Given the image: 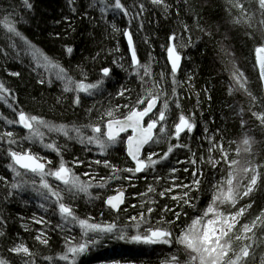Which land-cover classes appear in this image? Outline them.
<instances>
[{
	"label": "trees",
	"instance_id": "1",
	"mask_svg": "<svg viewBox=\"0 0 264 264\" xmlns=\"http://www.w3.org/2000/svg\"><path fill=\"white\" fill-rule=\"evenodd\" d=\"M30 2L33 4L32 10L24 7L22 0H0V49L8 53L4 56L3 52H0V82L12 90L20 109L55 125H67L69 129L73 125L82 127L83 134L88 135L91 134L90 130L83 126L101 123L100 117L108 110H114V117L121 118V113L127 110L118 105L134 102L138 97L153 91L159 95L158 109L162 108L165 99L169 101V128L178 122L181 111L175 108L173 102L177 98L183 113L196 125L191 134L182 135L180 142L187 147L174 148L168 160L158 166L159 171L150 174L147 180H105V188L92 187L89 190L91 196L81 194L79 199L71 202L80 218L91 217L90 223L103 225L116 222L130 234H135V229L126 227L133 223L129 218L136 216L139 219V213L152 208V225L159 227L162 224L165 228L173 229L172 245H143L114 238L101 239L99 244L92 246L90 251L80 258L78 264L117 261L128 264H172L173 257L179 260V264H189L187 251L177 242L180 228L191 224L193 218L203 214L211 202L213 186L224 181L223 187L226 188L229 173L234 175L233 184L237 186L240 197L235 207L231 203H220L217 208L225 215L245 208L233 232L242 234V225L251 224L264 212V125L253 116V112L264 113V93L256 57V49L264 46V12L259 9L258 0H165L169 6L167 11L162 5H152L150 0H142L146 10L135 18L131 15L124 17L111 8L102 15L103 5L99 0ZM108 2L109 0H105V3ZM122 2L129 6L133 4V0ZM140 2L141 0H135L137 5ZM13 9L15 13L9 19L17 30L39 49V53L49 56L54 64L63 67L67 77L74 82H94L102 66L111 67L114 75L106 83L103 93L95 96L81 93L82 105L76 107L72 103L74 93L65 92V82L56 79L59 67L53 68L49 65L47 71L43 67L34 71L36 61L32 59L30 52H26L24 41L8 34L3 27L5 16ZM137 10L138 8L131 9L132 12ZM185 25L189 31L184 30ZM125 31L132 34L141 64L150 67L151 74L143 78V83L139 77L126 71L129 69L130 53L123 34ZM173 34L175 40H170ZM170 45H175L183 56L182 66L176 74L179 84L176 86L175 95L172 94L171 66L166 51ZM68 46L74 49L71 55L66 52ZM40 62L43 63L42 59ZM8 71H18L21 76H8ZM161 73L164 74V79H161ZM50 78L54 82L49 86L47 81ZM38 79H44L45 83H38ZM119 85L130 89V92L125 93V97L116 95ZM0 116L15 118V114L3 101H0ZM242 121L245 122L244 127L241 126ZM8 128L4 120H0V132ZM12 128L17 132V138L25 134V130L18 126L14 125ZM46 135L67 146L63 151V159L82 181H91L95 185L101 178L111 175L108 168L94 163L96 159H108L117 167L126 166L123 144L111 147L107 156H101L98 149L89 152L83 145L75 140H68L63 135ZM70 135L75 136V133L70 132ZM245 139L249 140L248 145L244 144ZM170 143L175 141L153 144L152 148L163 154ZM220 144L228 153V161L235 160L238 163L230 165L221 158L218 148ZM213 146H217V150L211 151ZM33 147L54 163L58 161L55 153L38 145ZM76 157L83 163L73 166ZM192 159L197 160L196 165L191 164ZM217 160L220 161L219 164L214 163ZM8 163L10 160L0 155V176L11 181L13 173L6 167ZM257 165L260 179L252 192L243 196L252 175L244 169L255 168ZM185 167L189 172L183 171ZM170 168L180 169L175 175L184 183H190L192 170L202 171L201 191L191 193L192 196L199 195L198 210L194 211L187 206L178 207L177 201L170 199L172 195H176L182 201L185 189L176 188L164 198L159 196L165 186H171L172 181L168 179ZM84 173L91 175L86 176ZM152 175L164 179L157 183L152 179ZM49 182L54 186L58 184L52 178H49ZM132 184L135 186H130ZM149 186H152L154 191L149 192ZM119 188L124 189L126 200L124 207L117 213L110 210L104 200ZM8 190L0 181V217L6 218L7 221L6 227L0 229L7 234L0 237V257L9 256L6 248L11 242H15L27 245L35 253L38 264H65L56 258L64 252L68 239L75 237L74 242L81 241L80 228L75 226L70 233L53 230L60 222L58 214L50 216L43 212L39 207V198L30 190L14 200H5ZM249 204L250 208L247 207ZM164 206L182 214L187 213V216L182 215V221L185 223H166L174 219V216L172 212H165ZM33 214L37 217L45 216L52 222V227L45 230L49 239L47 246L34 239L41 225L32 222ZM21 217L24 219L21 220ZM25 224L28 231L22 226ZM145 227L146 225H143L140 228L141 233ZM253 231L255 243L250 250L247 264H264V224L257 221V227ZM243 243L245 241H236L233 236L234 249L238 250ZM46 256L53 257V261L44 260Z\"/></svg>",
	"mask_w": 264,
	"mask_h": 264
},
{
	"label": "snow or ice",
	"instance_id": "2",
	"mask_svg": "<svg viewBox=\"0 0 264 264\" xmlns=\"http://www.w3.org/2000/svg\"><path fill=\"white\" fill-rule=\"evenodd\" d=\"M99 2L103 5L101 7L102 15L111 8L113 11L121 13L124 17L131 15L135 18L136 16L142 15L146 10V5L142 0L138 5L133 0L131 6L126 5L122 0H109L108 3H105V0H99ZM150 3L157 6L162 5L165 11L169 7L165 3V0H150ZM22 4L28 10H32L33 8L30 0H22ZM258 5L259 9L264 12V0H258ZM132 8H138V10L132 12ZM14 13L15 9L7 13L4 18L3 27L7 30L8 34L19 37L24 41V44L27 46L26 52H30L32 59L36 61L33 70L35 71L43 67L47 71L49 65L53 68L59 67V65L52 62L49 56L39 53V49L28 42L21 32L17 30L15 24L9 19ZM113 28L116 30L115 25H113ZM184 30L189 31L187 25H185ZM123 34L127 37L128 49L131 53L129 69H126V71H130L134 76L139 77L141 83H143V78L151 74L150 67L147 64H141L139 61L132 34L127 31ZM169 39L175 40V35L173 34ZM73 51V47H66L67 54L71 55ZM166 51L168 61L171 64L172 94L175 95L176 86L179 84V81L176 80V74L180 68L182 55L178 53L175 45L168 46ZM0 52H3L4 56L8 55L3 49H0ZM256 54L260 67V79L264 80V46L258 47ZM19 55L20 53L18 52L17 57ZM97 55L99 54L97 53ZM41 59L43 63L40 62ZM120 66L123 67V65ZM7 75L19 77L21 73L18 71H8ZM113 75L114 72L111 67L102 66L94 82H74L71 78L67 77L65 69L59 67L56 79L65 82L64 91L74 93L72 103L74 106L79 107L82 105L81 93L87 96H95L98 93H103L106 83L111 80ZM160 76L161 79H164L163 73ZM86 79L87 77H85ZM53 82L51 78L47 81L49 86ZM38 83L43 85L45 80L38 79ZM126 92H130V89L119 85L116 95L125 97ZM158 100V93L149 91L146 95L138 97L134 102L118 105V107L127 110L121 113V118H115L114 110H108L100 117L101 123L83 126L88 128L91 133L84 135L82 127L73 125L69 129L67 125H55L42 117L29 114L20 109L17 98L12 93V90L3 82H0V101H3L15 114L14 119L0 116V120H4L5 124L9 126L8 129L0 132V155H4L10 160V163L6 167L13 173L11 181L4 176H0V181L9 189L5 193V200H14L25 191L30 190L39 198V207L43 212L50 216L59 215L60 222L53 227V230L59 229L60 231L70 233L75 226H78L81 230L82 242H74L75 237L68 239L65 250L56 258L57 261H63L65 264H78L80 258L84 257L92 246L99 244L101 239L114 238L116 240L143 245H172L173 229L165 228L162 224L159 227L153 226L151 223L152 208H148L146 212L139 213V219L136 216L129 218L133 223H130L126 227L135 229V234H130L125 231L124 227H119L116 222L103 225L90 223L91 217L87 219L80 218L75 213L73 203H71L79 199L81 194L91 196L89 190L92 187L105 188V180L132 181L141 178L147 180L150 174L159 171L158 166L163 165L164 161L168 160L174 148L187 147V145L180 141L183 134H191L194 131L196 127L195 123L183 113L181 103L177 98L173 102L175 108L181 111L178 115V122H175L169 128L167 116L169 101L165 99L162 108L158 109ZM253 116H256L261 125H264V113L257 114L253 112ZM105 117H107L106 120ZM14 125L25 130V134L17 138V132L12 128ZM241 126L244 127L245 122L242 121ZM70 132H74L75 136L70 135ZM47 133H56L57 135H63L68 140H75L87 148L89 152L98 149L99 155L101 156H107L109 154L108 150L111 147L117 144H123L126 152V166L117 167L108 159H96L94 163L108 168L111 175L101 178L100 182L95 185L91 181H82L73 172V168L69 167L63 159V151L66 150L67 146L57 143L56 139L48 137L46 135ZM169 140H174L175 143H170L163 154L157 153L152 148L153 144H160ZM244 144L248 145L249 140L245 139ZM4 145H7V147L5 148ZM36 145L46 151L55 153L56 157L59 158L58 161L54 163L52 159H48L46 156L41 155L39 151H35L33 146ZM218 148L221 153V158L225 162H228L230 165L238 163L235 160L228 161V153L224 150L222 144ZM210 150H217V146H213ZM154 157L156 158L154 159ZM190 162L193 165L197 164L196 159H192ZM82 163L83 161H80L76 157L73 166ZM177 163H184V161H177ZM214 163L219 164L220 161L217 160ZM258 167L259 165L255 168L246 167L244 169L245 172H251L252 175L246 191L243 192V196H248L260 179V173L257 170ZM178 171L180 169H169L170 175L168 179L172 181L171 186H165L163 191L159 193V196L164 198L176 188L185 189L186 191L183 193L182 201L176 195H172L170 199L177 201L178 207L187 206L194 211L198 210L197 201L199 200V195L192 196L191 193H200V177L203 175L202 171L192 170L190 183H184L180 177L176 176L175 173ZM183 171L189 172V169L185 167ZM122 173H128L130 175L123 176L121 175ZM83 175L90 176L91 174L84 173ZM49 178H52L58 184L54 186L49 182ZM92 179H95V177H92ZM152 179L158 183L164 177L152 175ZM233 179V173H229L226 188L223 187L224 181L214 185V191L210 197L211 202L207 205L203 214L193 218L191 224L180 228L177 242L183 245L187 251L189 264H247L250 250L255 243V232L253 229L257 227V221L264 224V212L256 217V220L252 221L251 224H243L241 227L242 234H235L233 232V229L239 223V218L243 216L245 208H239L229 215H225L217 208L218 202L231 203L235 207L236 201L240 197V192L237 186L233 184ZM177 181L180 182L177 183ZM60 185L63 187L61 188ZM130 186L134 187L135 185L132 184ZM148 191H154L153 187L149 186ZM124 197L125 193L123 191H117L115 195H108L104 203L110 210L118 213L121 210L120 205L124 203ZM247 207L250 208L251 204L247 205ZM163 210L173 213L174 219L166 221L169 225H176L177 222L185 223L182 221V215L187 216V213L182 214V212L175 211L173 208L167 206H164ZM23 219L21 217V220ZM32 222L41 225V229L38 230L34 239L40 244L47 246L49 239L45 230L52 227L51 220L45 216L37 217L36 214H33ZM6 223V218L0 217V229L6 227ZM143 225H146V227L143 233H141L140 228ZM22 226L25 227L26 231L29 230L26 224ZM248 233H252V235H248ZM6 235L5 231H0V237H5ZM233 236L236 241H245V243L240 245L238 250L233 248ZM247 241H251V243ZM6 250L9 256L0 257V264H38L35 253L23 243L17 244L11 242ZM44 260L52 262L53 257L46 256ZM112 264H118V262H112ZM172 264H179V260L173 257Z\"/></svg>",
	"mask_w": 264,
	"mask_h": 264
},
{
	"label": "water",
	"instance_id": "3",
	"mask_svg": "<svg viewBox=\"0 0 264 264\" xmlns=\"http://www.w3.org/2000/svg\"><path fill=\"white\" fill-rule=\"evenodd\" d=\"M127 32H129V31H127ZM130 33V32H129ZM125 39H126V43H127V37L125 36ZM134 43V42H133ZM127 46H128V44H127ZM129 50V49H128ZM129 53H130V51H129ZM179 53V52H178ZM130 55H131V53H130ZM182 55V54H181ZM256 57H257V54H256ZM167 60H168V58H167ZM169 62V61H168ZM182 62H183V56H182V60H181V64H180V68H181V66H182ZM169 64H170V62H169ZM257 64H258V68H259V75H260V67H259V63H258V60H257ZM170 66H171V64H170ZM180 68H179V70H180ZM178 70V71H179ZM261 83H262V86H263V93H264V80H261ZM158 106H159V100H158V104H157V108H158ZM124 192V191H123ZM125 193V192H124ZM115 195V194H114ZM125 200H126V193H125V197H124V203L123 204H121L120 205V209H122L123 208V206H124V204H125ZM107 206V205H106ZM108 207V206H107ZM113 211V210H112ZM115 212V211H114Z\"/></svg>",
	"mask_w": 264,
	"mask_h": 264
},
{
	"label": "rangeland",
	"instance_id": "4",
	"mask_svg": "<svg viewBox=\"0 0 264 264\" xmlns=\"http://www.w3.org/2000/svg\"><path fill=\"white\" fill-rule=\"evenodd\" d=\"M233 183H234V179H233ZM123 190H124L123 188H119L117 191H123ZM219 206H220V203L218 202L217 207H219ZM117 262H118V264H128L127 262H123V261H117ZM104 264H112V262H105ZM169 264H171V263H169Z\"/></svg>",
	"mask_w": 264,
	"mask_h": 264
}]
</instances>
